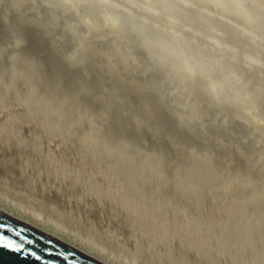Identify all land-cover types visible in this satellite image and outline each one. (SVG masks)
Returning <instances> with one entry per match:
<instances>
[{
  "label": "rangeland",
  "instance_id": "obj_1",
  "mask_svg": "<svg viewBox=\"0 0 264 264\" xmlns=\"http://www.w3.org/2000/svg\"><path fill=\"white\" fill-rule=\"evenodd\" d=\"M5 1L6 0H0V7L2 6L1 4L5 5L2 7L4 9L0 8V22L2 21L1 18L4 17V21H2L0 26L2 29V33L0 34L3 35V31L4 33L6 31L7 33L8 28L12 29L14 27V30L16 29V35H14V30L10 29L8 30L9 32H13L12 37L9 35L12 33H5L7 37L6 41L9 45H7L6 48L10 47V45L13 46L8 50L9 52L6 48H2L4 47V44H7L5 43L6 41H3L6 38L5 35H3L5 38L0 35V38H2L0 39V41H2L0 44L2 45L0 53L3 49V55H0V61L4 62L5 65L9 64V67L5 66L9 69H6L4 64L2 68L6 70L3 69V71H1L2 68H0V73L3 72L0 74V197L3 198L1 196V193L3 192L2 195L4 194L3 196L5 197L8 196L7 198H10L9 201L14 200L16 204L18 203L20 205L24 203L25 208L28 207L27 209L31 211H40L44 214L43 217L45 219L50 218L49 220L52 219V221L55 219L57 223L62 222L63 227L71 228L70 230H73V232H75V230L76 232L79 231L78 233L75 232L76 235L83 233L84 235H82L85 237H95L96 240H98V243L106 246L111 253L116 255L119 253L121 258L125 260V264L130 262L132 251L136 245L148 243L146 240L148 237L151 240L149 243H155L152 242V237H155L156 240L159 241L162 253L159 251V247H153L151 248V251L159 258L157 259L158 261L154 262L150 259L146 261L144 259L145 261L142 260L143 262L139 261L140 264H168L167 262L171 257L170 255L174 258L173 261L175 263L183 261V264H264V228H261L259 225L260 221L262 222V227L264 223V189H262L264 188V164L262 162L264 160V152H262L264 150V49H260L258 46L253 47L249 45L251 43L248 42V39L243 40L240 39L239 36H234L235 33L229 30H224V28L222 29L218 26L219 24L216 25L214 22L204 21L202 18H198L197 20L193 16H186L188 11L185 9L178 11L174 9L173 6H170L165 2H160L161 0H98L105 4L107 8L119 13L123 18H126V21L121 19V21L117 23L104 22L102 18L99 17V13H97L98 11L96 9H91L92 7L89 8V4L87 3L85 5H73L66 0H61L62 3L59 2L60 0H46L45 2H42L44 0H40L42 3L39 0H7L6 5L4 3ZM64 1L66 3H64ZM11 2L12 4H9ZM199 2L200 0L195 3L192 2V5L201 10L207 8V4H205L204 1ZM33 4L35 6L37 5L39 8L36 6L32 9ZM61 4L63 7H61ZM137 4L139 6H137ZM68 5H70L69 7L72 9H70ZM125 6L126 8H124ZM155 6H157L158 9H156L158 11L155 8L153 9ZM160 7L162 8L161 11L159 10ZM7 9L11 12L9 14L12 15H9V17L7 15V20H5L4 15L7 14ZM15 11L21 16V18H19L18 15L16 16V13L14 14ZM37 11H40V13ZM81 11H83V13H81ZM44 12L45 14H49L48 17ZM160 12L164 13V15ZM203 12L206 13L207 11L203 10ZM80 14H82V18H80ZM145 15H148V17ZM28 17L31 20H28ZM14 18L15 22H12L11 20ZM32 18H37V20L35 19L36 21H34ZM128 18H134L137 22L139 21L145 26L143 27L144 29L146 27L149 28H146L148 31L152 29H156V31L158 30V33L163 35L164 38L170 40H183V42L190 39L191 42L196 45L195 47L193 46L196 51L206 48L208 44L204 42L208 41L209 43L212 39H220V42L223 41L226 45L231 46L235 50L237 49L238 51H236V55L238 54V63L236 64L235 71L241 75L238 76L240 80H246L244 84L247 87H253V89H256L259 92V101L256 103V106L250 108L248 105L242 104L227 96L219 97L215 102L214 99L206 93V89L204 88L205 83L202 82V77L196 78V76H194L193 78V76L190 75L181 76V74L177 73L174 66L169 65V60L166 58L163 59L164 57L150 46L142 36V33L136 30V27H131L130 23H128ZM9 19L10 21L7 23ZM18 19H21L22 21H16ZM83 19H90V22L88 20L82 22ZM38 20L43 22L39 24L41 21ZM52 20H55V22L58 23H53ZM164 20H168V22H164ZM4 22L7 24L5 25L6 27L4 26ZM17 22L19 24H17ZM34 22H37L39 27L42 26L41 31L36 23L35 26L38 28H35L33 25ZM63 23H65V25ZM12 24H17V26H13ZM20 25L24 28H19ZM25 25L29 27L33 26L31 28H33L34 31L38 29V32H33L36 33L35 37L24 35L25 33L29 34V36L31 34L34 35L33 33H30L33 30L28 27L26 28ZM182 25L184 26L182 27ZM2 26L4 27L2 28ZM165 26L168 27L166 28ZM101 28H103V31ZM17 29L22 30L17 31ZM26 29L28 31L31 30L27 33L25 32L27 31ZM57 29L61 30L58 31ZM43 30H46L45 32L48 31L47 34L49 33L50 38L47 37L49 35L44 34L46 35L44 36L42 34V32L45 33ZM154 30H152V32L157 33ZM76 32H80L79 34L82 36L76 34ZM38 33L41 35H38ZM62 34L64 36L66 35L63 37L64 39H61ZM195 35H199V37ZM10 37L12 39L14 38V40H8ZM45 37H47L48 40ZM43 38L45 39L43 40ZM87 38H90L92 41L90 39L87 41ZM16 39L21 44L25 41V44H22L23 46L20 44L22 47L25 46L23 49L18 45L19 43ZM49 39L52 40L51 43ZM40 40L49 46L44 45ZM72 40H74V42ZM36 41L38 42L35 43ZM82 41H84V43ZM14 42H17L18 44L13 45L15 44ZM119 42H121L120 45ZM40 43L42 46H40ZM71 43L72 45L73 43L75 44L74 47H71ZM34 44L36 45L34 46ZM52 44H55V48L60 44L61 51H66L67 49L70 51L68 50L67 52L64 51L63 53H59V48H57L58 51H56ZM29 45L31 47L34 46L35 48L32 47V50ZM113 45L120 48L116 49ZM126 45L128 52L125 49ZM15 47H17V49ZM96 47L99 48V50ZM44 49V52H46V49L48 52V54L47 52L45 53V56L44 53L41 52ZM111 49H116L117 51H114L115 53H118V51H120L119 49H123V53L132 54L133 57L132 55H128V60H122L120 55L122 54V56H125V54L123 55V53H120L119 55L118 53L119 59L118 57L112 59L113 55L116 56V54L114 52V54H111ZM21 50L26 51L23 52ZM28 50H30V52ZM100 50H102L101 53H99L101 56L98 54ZM11 51L13 54H10ZM6 52H8L7 55L5 54ZM30 53L33 55L29 56L28 54ZM41 53H43L42 56H40ZM107 53L108 57H105L107 56ZM61 54L65 55L67 60L65 59V56H62ZM75 54L76 58L78 56L81 59V62L84 61L89 64L90 69H81V74L84 73L85 75L80 74V76H85V82H83L84 77L83 79L78 78L79 75L77 72V74H73L80 63L78 58L76 60ZM31 56L34 58L33 60L31 59ZM80 56H82L84 60ZM4 57H6V59ZM62 57L66 61L71 59L70 62L68 61L69 65L66 64L67 62L64 61ZM133 58L135 59L133 60ZM136 58L138 61L137 64L140 62L138 58L141 59L142 63H140V66L135 65ZM90 59L92 60L91 62ZM99 59H102L104 64L102 63L97 66L96 63L101 62ZM58 60L60 62H58ZM120 60H122V62ZM246 60H250V62L253 63L251 67L244 63ZM10 61H12L13 64L17 62V64H14L13 66ZM56 61L60 63V68L62 67L61 70ZM124 61L132 64L131 66L129 65V67L127 66L129 69L125 67L128 63L126 64ZM162 61H167L169 66H166ZM76 62L78 63L77 65H75ZM45 63L48 65V68H45ZM172 63L173 62H170V64ZM1 64L2 63H0V67ZM70 64L73 65L71 66ZM80 64L84 67L83 62ZM87 64H85V66ZM238 64L240 65V68H238ZM143 65H145L146 68H144ZM20 66L23 67V70L25 71L20 70ZM76 66L77 68L75 69ZM133 66L135 67L134 69ZM69 67H73V69L71 70ZM17 68L20 71H18ZM253 68L255 69L253 70ZM26 69L27 71L28 69L29 71L32 70V75L30 74L31 71L27 72ZM104 69H106V74L102 71V73L98 74L100 70L104 71ZM143 69L147 70L143 71ZM69 70L70 74L68 73ZM83 70L86 72L91 70V72L85 73ZM77 71L79 72L80 69L78 68ZM24 72H26L25 74L27 77H24ZM143 72H147L146 75ZM247 72L250 74L253 72V79L251 78L253 75L251 74V76ZM27 73L32 76L30 77L31 79L28 78ZM244 73L249 77L251 76L250 79L248 76V78L246 76L244 77V75H246ZM36 74L38 77H35ZM77 75L78 77H74ZM94 75H96V77ZM98 75L100 78L102 77V80H105L104 83L103 81H100L101 79ZM5 77L9 78L5 79ZM121 77H124L123 80H127V82H122ZM26 78L30 80L26 82L25 86L23 81L27 80ZM37 78L40 79V82L39 80L37 81ZM93 78H98L100 80H93ZM254 78L258 80L256 81ZM21 79L23 81L20 83ZM106 79L108 82H106ZM260 79L263 80V82H261ZM119 80L121 81V84L118 83ZM149 80L150 82H148ZM29 81L30 84L28 83ZM36 82H38V84L40 83V86ZM142 82L145 83L142 84L144 86L140 85ZM31 83H33V85L37 84L38 88L37 85L34 88ZM117 83L120 84L122 88L125 87V89H121V87L118 88ZM125 83H127V88H129L130 91L127 90V92H123L126 90V85L123 86ZM251 83L253 84L251 85ZM97 84H100L101 87L102 84L105 87L109 86L106 88L107 91L109 90V94L110 90L114 89V86L112 88L113 84H115V89L118 88L117 90L114 89L111 91L112 94L114 93L112 96L115 94L116 96L112 97L113 100L109 102V104L106 99L109 96L107 95L108 92H104V88H101L100 86L99 89L101 88L102 90H99ZM137 84H139L140 88ZM45 86H47V88H45ZM157 86H159L158 88L160 89H158ZM39 87L42 90H40ZM43 88H45V90ZM72 88H74V92ZM142 89L147 90L144 91L145 93L141 94ZM137 90L139 91L138 94L136 93ZM47 92H50V96ZM52 92H54L55 95L51 94ZM56 92H58V94L60 93L62 96H57ZM90 92H92L93 95ZM101 92L103 94H101ZM148 92L149 94H147ZM65 93L69 95V99L65 96ZM89 93L92 97L96 95L95 98L87 95ZM121 93H124V97L128 95L129 100H136L130 102L128 99L121 96ZM117 94L121 96L120 99L122 98L121 103H119L120 99ZM130 94L133 97H137L133 98ZM169 94L172 96H169ZM51 95L57 97V100ZM64 96L66 98H63ZM160 96L162 98H160ZM179 96L180 98H178ZM141 97H143L142 100ZM152 97H154L153 101ZM62 98L63 100H61ZM110 98L111 96L108 97L109 100H111ZM197 98L199 100H197ZM143 99L147 101L146 104L150 105V107L151 105H154V111L159 108L163 110L159 109L160 111H155L154 114L156 115L152 113L153 111H150L153 114V116H151L149 110H152L153 106L151 108H149V106H143L148 109L141 107V105H146L141 103L144 101ZM172 99L175 102H173ZM123 100H128L131 104L134 103L133 105L135 106L137 105V103L135 104L137 100L141 101H139V105L135 107L129 102H126V104L125 102L123 103ZM155 100L156 102H154ZM217 100L222 102V104H225L228 100V105L225 104L227 107L220 102H217ZM223 100L226 101L224 102ZM68 101L69 104L67 105ZM70 103L73 104L71 105ZM118 103L122 104L119 106L120 108L116 105ZM127 104L128 106H126ZM115 105L119 110L124 108L123 112H125L117 111V109L114 110L115 108L112 109L111 107H114ZM132 106L134 108H132ZM156 106L159 107L156 108ZM230 106L232 107V110ZM235 106L236 108H234ZM138 107L140 110L142 108V110H138ZM229 107L230 110L227 109ZM106 109H108V111ZM116 111L118 112L120 120L117 117V114H115ZM141 112H143V114ZM183 112H185L186 115ZM234 112H236V114ZM128 113L130 115L134 113V116L130 117ZM161 113L163 116L164 114L167 115L164 116L165 118L159 117V119H157L156 116H161ZM137 114L141 119L136 118L135 115ZM233 114L236 115V118L238 116V118L236 119L234 116L232 117ZM92 115H95L96 118L92 117ZM115 115L118 122L115 120ZM167 117L169 118L167 120L172 119L173 121H167ZM143 118L145 119L143 120ZM152 118L154 119L152 120ZM206 118L208 119V122H206ZM88 119L92 120L89 122L91 126L86 125ZM155 119H157V121H155ZM191 119H193V123L191 122ZM113 121L115 122L113 123ZM209 121L210 124L213 123L215 126L213 124L210 125ZM84 123L86 126H83ZM217 123L218 127H216ZM168 124L170 125L168 126ZM204 124L206 126H204ZM201 125L204 127H199ZM224 128L229 130H224ZM238 129H240L244 135H242L241 131L237 132ZM169 131L174 134H169ZM207 131L209 132V135H207ZM225 131H229L228 134ZM95 132H98L97 136ZM169 135L176 136L175 138L171 137V139ZM218 135L224 136L225 138ZM204 136L208 137L204 138ZM210 136L212 137L209 139ZM151 137L154 138V141L152 140L151 143L154 142L156 145L154 148H156L158 151L157 153L159 154H156V151L151 153V151L154 150L150 149L153 148L151 146H155L149 142ZM176 137L178 138L176 139ZM247 138H249V140H246ZM155 139L157 141H155ZM179 139H181V141H179ZM208 139L212 140V142L208 141ZM143 140L146 141V144H144L146 147L143 146L144 150H139V146L142 148ZM173 140L175 142H173ZM205 143H207V145ZM209 143H211L212 146L215 145L216 148L219 145H222L217 149H214L215 147H211V145L208 147ZM238 143H240L241 146L243 145V149H240ZM250 143H252V146ZM147 144L150 148H148ZM247 145L250 146L247 148ZM256 145H259V149ZM201 146L202 149L200 148ZM262 147L263 149H260ZM205 149H212L213 152L210 151L209 153V150L207 151ZM226 149L229 150V153H227ZM145 150L146 152H150L146 153ZM219 153L223 155L221 156ZM253 153L256 157L258 155V159L254 158L255 156ZM238 154L240 155L238 156ZM175 156L179 157H177L178 163H176ZM208 156L209 161H207ZM259 156L261 157L259 158ZM239 157L242 159H239ZM243 159H248L249 162L247 160L243 161ZM259 159L263 160L260 161ZM257 160L259 162H256ZM246 161L247 163L245 165ZM250 161L254 164H252V162L250 164ZM203 162H205L207 166L203 165V167L201 165ZM181 163H183L184 166L186 165L185 172L182 171L184 168L181 167ZM207 163H209V166ZM175 164H179V166H176L175 169L173 167V170L171 165L174 166ZM166 165L167 167L163 168ZM196 165L199 168L202 167V170L197 168ZM225 166L230 167L225 168V171ZM244 166L248 168L246 169ZM232 167L235 170H232L233 172L231 171ZM167 168L169 170H167ZM251 168L252 171L250 172ZM196 169L200 172L197 173L198 171ZM227 169L230 171L225 176L228 172ZM172 171H175V173L173 174ZM202 171L204 172L203 174H201ZM235 172H238L239 174ZM240 173L242 174V177L239 176L241 175ZM204 174L208 175L205 176L207 179L211 177L212 180H210V178V181H206L207 179L204 178L206 180L202 183ZM232 174L233 176L235 175V177H233ZM246 176H249L250 178H247ZM249 188L250 190L254 189L253 191L255 194L252 195ZM256 190L259 192V195H256ZM246 191H248V194L243 193ZM217 192H220V194L223 195H216ZM214 194L216 196H214ZM243 206L248 210L249 208L251 210H253L252 208L257 209L256 213H254L255 210L254 212L250 210L251 213H249L250 211L247 212V210L243 209ZM66 207L68 209H66ZM256 215L258 216L257 219ZM253 219H255V223L253 222ZM68 228L67 230H69ZM143 236L145 239L142 241L141 237ZM116 251H118V253ZM158 251L162 255L165 253V255H170L165 257L164 255H161L159 257L157 255ZM111 253L108 252L107 255L111 256Z\"/></svg>",
  "mask_w": 264,
  "mask_h": 264
},
{
  "label": "bare ground",
  "instance_id": "obj_2",
  "mask_svg": "<svg viewBox=\"0 0 264 264\" xmlns=\"http://www.w3.org/2000/svg\"><path fill=\"white\" fill-rule=\"evenodd\" d=\"M7 1V0H6ZM4 2L5 4L7 3V2ZM29 1V0H28ZM38 1V0H37ZM40 1V0H39ZM46 0H44V1H42V2H45ZM57 1H59V0H57ZM66 1H68V2H70V3H72L73 5H79V4H82V5H85L86 3L87 4H89V8H91V9H96L98 12L97 13H99V17H101L102 18V20L104 21V22H109V23H117V22H119V21H121V19L123 20V21H126V18H123L119 13H117V12H115V11H112L111 9H109V8H107V6L105 5V4H103V3H101L100 1H98V0H66ZM106 1V0H105ZM108 1H110V0H108ZM114 1V0H113ZM196 1H199V0H161L160 2H165L166 4H168V5H170V6H173V8L174 9H176V10H178V11H182L183 9H185L186 11H188V13H186L187 15L186 16H193L195 19H197L198 20V18L200 19V18H202V19H204V21H207V22H214V24H216V25H218V26H220L222 29L224 28V30H229V31H231V32H233V33H235L234 34V36H239V38L240 39H243V40H247L248 39V42H250L251 44H249V45H251V46H258L260 49H264V0H200V2L202 1H204L205 2V4H207L206 6H207V8H205V9H203V10H206L207 12L205 13V12H203V10H201V9H198V8H196L194 5H192L193 3H195ZM33 2V1H32ZM41 2V1H40ZM41 2V3H42ZM59 2H61V0L59 1ZM144 2H146V1H144ZM191 2V3H190ZM193 2V3H192ZM199 2V3H200ZM1 3V2H0ZM16 3V2H15ZM62 3V2H61ZM64 3H66L65 1H64ZM140 3V2H139ZM9 4H12V2L11 3H9ZM8 4V5H9ZM27 4V3H26ZM40 4V3H39ZM140 4H142V3H140ZM2 6L0 7V8H2V7H4L5 5L4 4H1ZM7 5V4H6ZM53 5V4H52ZM55 5V4H54ZM67 5V4H66ZM71 5V4H70ZM70 5H68V7L70 6ZM114 5H116V4H114ZM120 5V4H119ZM145 5V4H144ZM11 6V5H10ZM10 6H8V7H10ZM37 6V5H36ZM34 4H33V8L32 9H34V7H36ZM72 6V5H71ZM137 6H139L138 4H137ZM32 7V6H31ZM38 7V6H37ZM45 7H46V5H45ZM61 7H63L62 6V4H61ZM67 7V6H66ZM84 7V6H83ZM148 7V6H147ZM6 8V7H5ZM39 8V7H38ZM56 8H57V6H56ZM59 8V7H58ZM70 9H72L71 7H69ZM124 8H126V6L124 7ZM140 8H142V7H140ZM156 9L157 8V6H155V7H153V9ZM2 9H4V8H2ZM11 9V8H10ZM51 9V8H50ZM74 9V8H73ZM152 9V8H151ZM158 9V8H157ZM156 9V10H157ZM161 7H160V11H161ZM12 10V9H11ZM38 10V9H37ZM49 10V9H48ZM126 10V9H125ZM142 10V9H141ZM0 11H1V9H0ZM6 11H8V9L6 10ZM17 11V10H16ZM14 12V14L16 13V16L18 15L19 16V18H21V16L19 15V14H17V12ZM32 11V10H31ZM71 11V10H70ZM79 11V10H78ZM132 11V10H131ZM158 11V10H157ZM12 12H13V10H12ZM38 12V11H37ZM80 12V11H79ZM4 13V12H3ZM7 13V14H6ZM5 14L6 15H4L5 16V20H7L6 18H7V15H8V17H9V15H12V14H9V13H11L10 11H8V12H6ZM38 13H40V11L38 12ZM81 13H83V11H81ZM161 13V12H160ZM168 13V12H167ZM182 13V12H181ZM43 14V13H42ZM44 14H45V12H44ZM161 14H163L164 15V13H161ZM45 15H47V17H48V13L47 14H45ZM81 16H80V18H82V14H80ZM92 15V14H91ZM90 15V16H91ZM167 15V14H166ZM41 16V15H40ZM62 16V15H61ZM131 16V15H130ZM145 16H147L148 17V15H145ZM155 16V15H154ZM3 17V16H2ZM31 17V16H30ZM46 17V18H47ZM85 17V16H84ZM89 17V16H88ZM88 17H86V18H88ZM159 17H160V15H159ZM4 18V17H3ZM3 18H1V20L2 21H4V19ZM17 18V17H16ZM23 18V17H22ZM51 18H53V17H51ZM50 18V19H51ZM64 19H66L65 17H63ZM68 18V17H67ZM80 18H79V21H80ZM100 18V19H101ZM139 18V17H138ZM12 19V18H11ZM32 19H34V21H36L37 20V18H32ZM36 19V20H35ZM49 19V18H48ZM93 19V18H92ZM98 19V18H97ZM152 19V18H151ZM15 20V18L13 19V20H11L12 22H15L14 21ZM21 20V19H20ZM19 19L18 20H16V21H20ZM28 20H31L29 17H28ZM84 20L85 19H83L82 20V22H84ZM88 20V19H87ZM87 20H85V21H87ZM90 20V19H89ZM88 20V21H89ZM94 20V19H93ZM142 20V19H141ZM153 20V19H152ZM158 20H160V19H158ZM163 20V19H162ZM2 21L0 22V26H1V23H2ZM9 21H10V19L8 20V22L7 23H9ZM22 21V20H21ZM20 21V22H21ZM38 21H41V20H38ZM53 21V20H52ZM60 21H62V20H60ZM59 21V22H60ZM67 21V20H66ZM65 21V22H66ZM154 21H156V20H154ZM165 21H167L168 22V20H164V22ZM170 21V20H169ZM6 22V21H5ZM5 22H4V26L5 25H7V24H5ZM25 22H26V19H25ZM32 22V21H31ZM43 21H41L39 24H41ZM90 22V21H89ZM145 22V21H144ZM199 22V21H198ZM246 22V23H245ZM11 23V22H10ZM29 23H30V21H29ZM37 24V26L39 27V25H38V23L37 22H34V26ZM53 23H58V22H55V20L53 21ZM67 23V22H66ZM70 23V22H69ZM80 23V22H79ZM128 23H130V25H131V27H136V30H138L139 32H141L142 33V36L145 38V40L150 44V46H152V48H154V50L155 51H157L162 57H164L163 59H167V60H169V65L171 66H174V68H175V70H176V72L177 73H179V74H181V76H183V75H190V76H193V78H194V76H196V78L197 77H202V82H204L205 83V86H204V88L206 89L205 91H206V93H208V95H210L211 96V98H213L214 99V101L216 100V99H218L219 97H223V96H227V97H229V98H231V99H234L235 101H238V102H240V103H242V104H246V105H248V107H255L256 106V103L259 101L258 99H259V92L256 90V89H253V87L252 88H249V87H247L245 84H244V82L246 81V80H240L239 78H238V76H241L240 74H238V72L237 71H235V68H236V64L238 63V60H237V55H236V51H238L237 49L235 50V49H233L231 46H229V45H226L223 41H221L220 42V39H216V40H214V39H212V41L211 42H209L208 43V41L207 42H204V43H207L208 44V46H206V48H204V49H201L200 51H196L195 50V48H193V46L195 47L196 45H194L193 44V42H191V40L190 39H187L185 42H183V40H176V39H174V40H170V39H168V38H164V36L163 35H161L160 33H158V30L156 31V29L154 30V29H152V28H155V27H152V28H150V29H152V30H154V31H156L157 33H155V32H152V30H150V31H148V30H146V28H148V27H146L145 29L143 28V27H145L143 24H141L139 21L137 22L134 18L132 19V18H128ZM143 23V22H142ZM155 23V22H154ZM156 23H158V22H156ZM180 23V22H179ZM14 24V23H13ZM12 24V25H13ZM17 24H19L18 22H17ZM17 24H15L16 26H17ZM24 24V23H23ZM22 24V25H23ZM31 24V23H30ZM64 25H65V23H63ZM82 24V23H81ZM100 24V23H99ZM99 24H98V26H99ZM148 24V23H147ZM183 24V23H182ZM244 24V25H243ZM3 25V24H2ZM15 25H13V26H15ZM27 25V24H26ZM25 25V26H26ZM29 25V24H28ZM59 25V24H58ZM72 25H74V24H72ZM96 25V24H95ZM101 25V24H100ZM113 25V24H112ZM123 25V24H122ZM149 25V24H148ZM151 25V24H150ZM161 25H163V24H161ZM180 25V24H179ZM4 26H2V28L4 27ZM10 26H11V24H10ZM9 26V27H10ZM97 26V27H98ZM104 26V25H103ZM184 25H182V27H183ZM6 27V26H5ZM31 28V27H33V26H26V28ZM38 27H36L35 26V28H38ZM42 27V26H41ZM41 27H39V30L41 31ZM62 27V26H61ZM66 27V26H65ZM64 27V28H65ZM67 27H69V26H67ZM100 27V26H99ZM106 27H107V25H106ZM125 27V26H124ZM150 27V26H149ZM163 27V26H162ZM166 27V26H165ZM168 27V26H167ZM166 27V28H167ZM174 27V26H173ZM173 27H172V29H173ZM8 28V27H7ZM12 28V27H11ZM19 28H24V27H22L21 25H20V27ZM8 29H10V28H8ZM7 29V33L9 32V30ZM33 30V31H31L30 32V30ZM29 31L27 30V31H25V32H30V33H33V32H36L38 29H36V31H34V29L33 28H31ZM71 29V28H70ZM102 29V31H103V28H101ZM110 29V28H109ZM149 29V28H148ZM171 29V30H172ZM2 29L0 28V33H2V31H1ZM4 30H5V28H4ZM10 30H14V27L12 28V29H10ZM16 30V29H15ZM15 30H14V32H15ZM18 30H22V29H17V31ZM58 30V29H57ZM61 30V29H60ZM60 30H58V31H60ZM62 30H64V29H62ZM73 30V29H72ZM71 30V31H72ZM82 30V29H81ZM80 30V31H81ZM95 30V29H94ZM44 31V30H43ZM46 31V30H45ZM44 31V32H45ZM82 31H84V30H82ZM105 31V30H104ZM109 31V30H108ZM194 31H196V30H194ZM38 32V31H37ZM48 32V31H47ZM47 32H45V33H43L42 32V34L44 35V34H47ZM51 32V31H50ZM63 32V31H62ZM107 32V31H106ZM111 32H112V30H111ZM113 32H115V31H113ZM125 32V31H124ZM197 32V31H196ZM195 32V33H196ZM5 33H6V31H5ZM4 33V31H3V35H5V37H6V34ZM9 33H12V34H9ZM8 34L9 35H11V37H12V35H13V32H9ZM24 33V32H23ZM41 33V32H40ZM40 33H38V35H41ZM52 33V32H51ZM80 33V32H79ZM78 32H76V34H79ZM186 33V32H185ZM189 33V32H188ZM18 34V33H17ZM34 35H30L29 36V34H24V35H28V37H31V36H33V37H35V34L36 33H33ZM83 34H86V33H83ZM96 34V33H95ZM126 34H127V32H126ZM190 34V33H189ZM188 34V35H189ZM193 34V33H192ZM0 35H2V34H0ZM3 35H2V37H3ZM14 35H16V32L14 33ZM37 35V36H38ZM47 35H49V33L47 34ZM80 36H82L81 34H79ZM191 35V34H190ZM258 35V36H257ZM8 36V35H7ZM44 36H46V35H44ZM66 36V35H65ZM63 34H62V38L61 39H64L63 37H65ZM83 36H85V35H83ZM195 36H197V35H195ZM5 37H3V38H5ZM10 37V39H8V40H11L12 38ZM15 37V36H14ZM17 37V36H16ZM47 37H49L50 38V35L49 36H47ZM47 37H45V38H47ZM88 37V36H87ZM95 37V36H94ZM197 37H199V35L197 36ZM196 37V38H197ZM18 38V37H17ZM24 38L26 39V37L24 36ZM45 38H43V40L45 39ZM74 38V37H73ZM72 38V39H73ZM139 38V37H138ZM179 38V37H178ZM195 38V39H196ZM203 38V37H202ZM0 39H2V38H0ZM6 39H7V37L5 38V40H3L4 42L6 41ZM51 39H52V37H51ZM88 39H90V38H87V41H88ZM201 39V38H200ZM203 39H205V38H203ZM209 39H211V38H209ZM14 40V38L11 40V41H13ZM42 40V39H41ZM40 40V41H41ZM47 40H48V38H47ZM50 40V39H49ZM91 40V39H90ZM97 40V39H96ZM121 40V39H120ZM119 40V41H120ZM197 40V39H196ZM199 40V39H198ZM202 40V39H201ZM221 40H223V39H221ZM16 41H18L17 39H16ZM35 41V40H34ZM56 41V40H55ZM62 41V40H61ZM73 42H74V40H72ZM78 41V40H77ZM76 41V42H77ZM86 41V42H87ZM92 41V40H91ZM110 41H111V39H110ZM112 41H114V40H112ZM122 41V40H121ZM200 41V40H199ZM203 41V40H202ZM1 42L2 41H0V44H1ZM9 42V41H8ZM33 42V41H32ZM38 41H36L35 43H37ZM45 42V41H44ZM52 42V40H50V43ZM57 42V41H56ZM75 42V43H76ZM83 43H84V41H82ZM90 42V41H89ZM102 42V41H101ZM105 42V41H104ZM201 42V41H200ZM226 42V41H225ZM263 42V43H262ZM5 43H7V41L5 42ZM15 43V42H14ZM18 43H19V41H18ZM17 42L15 43V44H13V45H16V44H18ZM30 43V42H29ZM41 43H43L42 41H41ZM40 43V46H42V44ZM59 43V42H58ZM61 43V42H60ZM82 43V44H83ZM115 43V42H114ZM128 43V42H127ZM140 43V42H139ZM3 44V43H2ZM21 43H19L18 45L19 46H21L22 44L24 45L25 44V41H23V43L20 45ZM44 44V43H43ZM87 44V43H86ZM98 44V43H97ZM121 44V42H119V45ZM6 45V46H5ZM7 45H8V43L7 44H4V47H2V45H0V49H1V47L2 48H6L7 47ZM17 45V46H18ZM22 45V46H23ZM36 44H34V46H35ZM44 45H48V44H44ZM60 45V44H59ZM58 45V46H59ZM74 43H73V45H72V43H71V47H74ZM100 45V44H99ZM98 45V46H99ZM102 45V44H101ZM117 45V44H116ZM144 45V44H143ZM9 46V45H8ZM18 46V47H19ZM21 46V47H22ZM30 46V45H29ZM28 46V47H29ZM34 46H32V47H34ZM38 46V45H37ZM49 46V45H48ZM52 46H54V48H55V44H52ZM51 46V47H52ZM57 46V45H56ZM56 47L55 49H56V51H58V49L57 48H59V50H60V46L59 47ZM66 46V45H65ZM114 46V45H113ZM121 46H123V45H121ZM11 47H13V46H11L10 45V47H8V48H6V50L8 51V50H10V48ZM20 47V48H21ZM25 47V46H24ZM24 47H22V49L24 48ZM31 47V46H30ZM32 47H31V49H32ZM39 47V46H38ZM51 47H50V49H51ZM70 47V46H69ZM69 47H67V48H69ZM70 47V48H71ZM77 47V46H76ZM115 47V46H114ZM16 49H17V47H15ZM35 48V47H34ZM43 48V47H42ZM46 48V47H45ZM97 48V47H96ZM116 49H118V48H120V47H115ZM123 48V47H122ZM151 48V49H152ZM198 48V47H197ZM26 49V48H25ZM39 49V48H38ZM37 49V50H38ZM49 49V48H48ZM52 49H53V47H52ZM65 49V48H64ZM74 49H77V48H74ZM98 50H99V48H97ZM110 50L112 53L111 54H114L115 52L114 51H117V50ZM126 51L128 50L127 49V45H126ZM124 49V50H125ZM6 50H4V51H6ZM33 50V49H32ZM40 50V49H39ZM38 50V51H39ZM69 49H67L66 51L65 50H63V51H58L59 53H63L64 51L65 52H67ZM79 50V49H78ZM105 50V49H104ZM120 51H118V53H119V55H120V53H123L122 52V50L123 49H119ZM198 50V49H197ZM21 51H23V50H21ZM24 51H26V50H24ZM23 51V52H24ZM29 52H30V50H28ZM45 51V49L43 50V51H41V52H43L44 53V56H45V53L47 52V49H46V52H44ZM70 51V50H69ZM85 51V50H84ZM101 51L102 50H100V52H98V54L99 53H101ZM3 49H2V51H1V53H0V55L2 54L3 55ZM9 52V51H8ZM8 52H6L5 54L7 55V53ZM32 52V51H31ZM40 52V51H39ZM38 52V53H39ZM55 52V51H54ZM77 52V51H76ZM81 52V51H80ZM83 52V51H82ZM114 52V53H113ZM128 52V51H127ZM43 53H41V55L40 56H42V54ZM118 53H115L116 54V56L115 55H113V57H112V59H115V58H117L118 57ZM130 53V52H129ZM10 54H13V52L11 51L10 52ZM40 54V53H39ZM47 54H48V52H47ZM66 54V53H65ZM79 54V53H78ZM93 54V53H92ZM104 54H105V52H104ZM125 54V56H122V54L120 55V58H122V60H128V55H132V54H126V53H123V55ZM29 56L30 55H33V54H28ZM28 55H27V57H28ZM62 56H65V55H63V54H61ZM66 55H68V54H66ZM74 55V54H73ZM80 55V54H79ZM100 56H101V54H99ZM127 55V56H126ZM9 56V55H8ZM13 56V55H12ZM59 56H60V54H59ZM58 56V57H59ZM83 56V55H82ZM82 56H80L82 59H83V57ZM100 56H97V57H100ZM112 56V55H111ZM260 56V55H259ZM47 57V56H46ZM69 57H70V55H69ZM72 57H74V56H72ZM86 57V56H85ZM105 57H108V53H107V56H105ZM115 57V58H114ZM123 57H124V59H123ZM125 57H127V58H125ZM132 57H133V55H132ZM244 57V56H243ZM5 59H6V57H4ZM8 58V57H7ZM63 58V57H62ZM75 58H76V54H75ZM77 58L79 59L78 61L80 62V63H82L83 62V64L85 63L84 61H80L81 59L77 56ZM77 58H76V60H77ZM245 58V57H244ZM31 59L33 60L34 58H32V56H31ZM64 59V58H63ZM65 59H66V56H65ZM64 59V61H66ZM70 59V58H69ZM74 59V58H73ZM96 59H98V58H96ZM102 59H103V57H102ZM102 59H99L101 62L100 63H96L97 64V66L100 64H102L103 63V61H102ZM118 59H119V57H118ZM135 58H133V60H134ZM251 59V58H250ZM256 59H257V57H256ZM3 60V59H2ZM60 60H62V59H60ZM71 60V59H70ZM70 60H68L69 62H70ZM75 60V61H76ZM84 60V59H83ZM89 60V59H88ZM95 60V59H94ZM93 60V61H94ZM122 60H120L121 62H122ZM138 60L140 61L138 64H137V58H136V63H135V65H138V66H140L141 64L140 63H142V61H141V59H139L138 58ZM244 60V59H243ZM253 60V59H252ZM260 60V59H259ZM13 61V60H12ZM12 61H10V62H12ZM68 61H66L67 63L66 64H68L69 65V62ZM92 60L90 59V62H91ZM108 61V60H107ZM14 62V61H13ZM13 62H12V64H13ZM57 62V61H56ZM58 62H60L59 60H58ZM57 62V63H58ZM63 62V61H62ZM73 62V61H72ZM89 62V61H88ZM96 62V61H95ZM99 62V61H98ZM125 63H126V61H124ZM162 62H164V61H162ZM170 62H173L172 64H170ZM262 62V61H261ZM0 63H2L1 64V67L0 68H2V66H3V64H4V67L5 66H7V67H9L8 65L9 64H6L5 65V63L4 62H1L0 61ZM23 63V62H22ZM53 63H54V61H53ZM57 63H56V66H57ZM63 63H65V62H63ZM75 63V62H74ZM79 63V64H80ZM128 63V62H127ZM126 63V64H127ZM132 63V62H131ZM168 62L167 61H165L164 62V64H166V66L168 65L167 64ZM242 63V62H241ZM244 63H246L247 65H250L249 67H251L252 66V62H250V60H246V62H244ZM14 64H17V62L16 63H14ZM14 64H13V66H14ZM18 64H20V63H18ZM44 64V63H43ZM42 64V65H43ZM46 64V63H45ZM51 64V63H50ZM60 63H58V65H59ZM62 64V63H61ZM78 63L76 62V64L75 65H77ZM78 64V68L80 69V71H81V69H86V70H88V69H90L89 68V64H87V63H85V64H87L86 66H85V64H84V67H86V68H84L81 64V66L83 67H81L80 65ZM104 64V63H103ZM108 64V63H107ZM106 64V65H107ZM71 65V64H70ZM73 65V64H72ZM71 65V66H72ZM124 65V64H123ZM129 65L131 66L132 64H130V62L128 63V65H125V67H129ZM134 65V64H133ZM168 65V66H169ZM239 65V64H238ZM10 66H12V65H10ZM12 66V67H13ZM19 66V65H18ZM17 66V67H18ZM21 66H23V65H21ZM20 66V70H23V67H21ZM62 66H65V65H62ZM81 68H80V67ZM91 67H93L92 65H90ZM144 66V68H146L145 67V65H143ZM127 67V68H128ZM243 67V66H242ZM245 67V66H244ZM257 67H259V66H257ZM6 68V67H5ZM15 68H16V66H15ZM22 68V69H21ZM25 68V67H24ZM45 68H48V65L46 64V67ZM62 68V67H61ZM61 68H60V65H59V69L61 70ZM64 68V67H63ZM69 68H71V70L73 69V67H69ZM77 68V66L75 67V69ZM77 68V69H78ZM95 68V67H94ZM135 67L133 66V69H134ZM238 68H240V65H239V67ZM260 68H262V67H260ZM3 69L4 68H2V70L1 71H3ZM6 69H9V68H6ZM6 69H4V70H6ZM14 69V68H13ZM65 69V68H64ZM63 69V70H64ZM77 69L74 71V73L73 74H75L76 72L78 73V75H79V77H78V75L77 76H74V77H78V78H82L83 79V77H84V80H83V82H85V76H80V74L82 73V71L79 73L78 71H77ZM93 69V68H92ZM129 69V68H128ZM131 69H132V67H131ZM255 68H253V70H254ZM264 69V68H263ZM17 70H18V68H17ZM20 70H18V71H20ZM147 70V69H146ZM146 70H144L143 69V71H146ZM236 70H239V69H236ZM243 70V69H242ZM242 70H240V71H242ZM23 71H25V70H23ZM22 71V72H23ZM26 71H27V69H26ZM28 71H29V69H28ZM27 71V72H28ZM31 71V72H30ZM29 72H30V74L32 75V70H30ZM64 71H66V70H64ZM83 71H85V70H83ZM97 71V70H96ZM96 71H94V72H96ZM104 72L105 73V71H106V69H104V71L103 70H100V72H98V74L99 73H102V72ZM129 71H132V70H129ZM87 72H91V70H89V71H87ZM86 71H85V73H87ZM3 72H1L0 74H2ZM14 73V72H13ZM26 72H24L23 74H25ZM34 73V72H33ZM69 74H70V70H69V72H68ZM76 73V74H77ZM103 73V74H104ZM130 73V72H129ZM132 73V72H131ZM133 73H134V71H133ZM143 73H145V75H146V73L147 72H143ZM247 73H249V72H247ZM253 73V72H252ZM251 73V74H252ZM264 73V72H263ZM28 75V73H27V75H28V78H30V77H32L31 75ZM35 74V73H34ZM72 74V73H71ZM84 74V73H83ZM83 74H81V75H83ZM89 74V73H88ZM91 74V73H90ZM102 74V75H103ZM106 74V73H105ZM104 74V75H105ZM155 74V73H154ZM244 74H246V73H244ZM250 74V73H249ZM250 74V75H251ZM14 75V74H13ZM37 75V74H36ZM35 75V77H38V75L36 76ZM85 75V74H84ZM87 75V74H86ZM144 75V74H143ZM253 75V74H252ZM251 75V76H252ZM10 76V75H9ZM20 76V75H19ZM26 76V74L24 75V77ZM71 76H73V75H71ZM95 77H96V75H94ZM247 77L248 75L246 74V75H244V77ZM250 76V77H251ZM14 77V76H13ZM27 77V76H26ZM98 77L100 78V76L98 75ZM127 77V76H126ZM156 77V76H155ZM243 77V78H244ZM249 77V76H248ZM247 77V78H248ZM250 77H249V79H250ZM253 77H254V75L251 77L252 79H253ZM256 77V76H255ZM258 77H259V75H258ZM9 77H5V79H8ZM86 78H87V76H86ZM102 78V77H101ZM100 78V79H101ZM122 78V77H121ZM124 78V77H123ZM123 78H122V82H124V81H126L127 82V80H123ZM128 78H129V76H128ZM127 78V79H128ZM158 78V77H157ZM160 78V77H159ZM11 79V78H10ZM18 79V78H17ZM27 79V78H26ZM31 79V78H30ZM30 79H27V80H22L21 79V81H20V83L23 81V83H25V86H26V82L28 81V80H30ZM33 79V78H32ZM34 79H36V78H34ZM95 78H93V80H94ZM96 79H98V78H96ZM95 79V80H96ZM100 79H98V80H100ZM130 79V78H129ZM128 79V80H129ZM162 79V78H161ZM246 79V78H245ZM248 79V80H249ZM255 79V78H254ZM12 80V79H11ZM39 80V82H40V79H38L37 78V81ZM107 80V79H106ZM110 80V79H109ZM163 80H165V79H163ZM195 80V79H194ZM256 81L258 80V79H255ZM34 81V80H33ZM33 81H31V82H33ZM36 81V80H35ZM101 82L103 81V83L105 82V80L103 79H101L100 80ZM158 81V80H157ZM260 81L261 82H263V80H261L260 79ZM16 82H18V81H16ZM106 82H108V80L106 81ZM117 82V81H116ZM121 81L119 80L118 81V83H120ZM148 82H150V80L148 81ZM153 82H155V81H153ZM259 82V81H258ZM260 82V83H261ZM29 84H30V81L28 82ZM27 83V84H28ZM37 84H38V82H36ZM71 83V82H70ZM117 83V84H118ZM264 83V82H263ZM262 83V84H263ZM32 85H33V83H31ZM35 84V83H34ZM37 84H35V85H33V87L35 88V86L37 85ZM105 84H107V83H105ZM121 84V83H120ZM120 84H118L117 85V87L118 88H120L121 87V89H125V87H123L122 88V86H120ZM127 83H125V84H123V86H125ZM142 84H145V83H140V85H142ZM146 84H149V83H146ZM200 84H201V82H200ZM253 83H251V85H252ZM258 84V83H257ZM39 86H40V83L38 84ZM38 85H37V88H38ZM48 85V84H47ZM72 85V84H71ZM84 85H86V84H84ZM98 85V84H97ZM138 86H139V84H137ZM151 85V84H150ZM150 85H149V87H150ZM260 85V84H259ZM48 86H50V85H48ZM89 86V85H88ZM91 86V85H90ZM99 86H100V84L98 85V89H99ZM113 86H114V89H115V84H113L112 85V88H113ZM142 86H144V85H142ZM160 86V85H159ZM159 86H157V88L159 87ZM202 86V85H201ZM261 86V85H260ZM30 87V86H29ZM72 87V86H71ZM101 87V86H100ZM102 87L104 88L103 90H105L104 92H106L107 91V87H109V86H107V87H105V86H103V84H102ZM101 87V88H102ZM128 86L126 85V90H122L123 92H127V90L128 91H130L129 90V88H127ZM148 87V88H149ZM168 87V86H167ZM40 88V87H39ZM45 88H47V86H45ZM45 88H43L44 90H45ZM91 88V87H90ZM99 89V90H102V89ZM117 88V89H118ZM139 88H140V86H139ZM73 89V92L75 91L74 90V88H72ZM108 89H111V88H108ZM113 89V90H114ZM117 89H115V90H117ZM150 89V88H149ZM158 89H160V88H158ZM165 89V88H164ZM170 89V88H169ZM185 89V88H184ZM261 89V88H260ZM39 90V89H38ZM40 90H42L41 88H40ZM48 90H49V88H48ZM53 90V89H52ZM91 90V89H90ZM89 90V91H90ZM96 90V89H95ZM113 90H110V94H109V90L107 91L108 93H107V95H109V96H111V100H109L108 99V97L106 98L107 100V102H108V104H109V102H111L113 99H112V97H114V96H116V94L114 95V96H112L113 94L111 93V91H113ZM143 90V89H142ZM141 90V94L142 93H145L144 91H146V90H143L142 91ZM171 90V89H170ZM121 91V92H122ZM187 91V90H186ZM96 92V91H95ZM133 92V91H132ZM138 90L136 91V93L138 94ZM46 93V92H45ZM44 93V94H45ZM72 93V92H71ZM90 93H92V92H90ZM87 94V95H90L91 96V94ZM100 93V92H99ZM117 93V92H116ZM129 93V92H128ZM161 93V92H160ZM168 93H170V92H168ZM47 94L49 95L50 94V92H47ZM46 94V95H47ZM51 94H54V92H52ZM56 94H57V96L58 95H60V93L58 94V92H56ZM101 94H103L102 92H101ZM122 94V93H121ZM131 94H133V93H131ZM130 94V95H131ZM147 94H149V92L147 93ZM163 94V93H162ZM174 94H176V93H174ZM173 94V95H174ZM183 94V93H182ZM185 94V93H184ZM55 95V94H54ZM54 95H51V96H54ZM92 95H93V93H92ZM124 95V93L121 95V96H123ZM50 96V95H49ZM62 95H60L59 97H61ZM65 96H67L68 97V99H69V95H67L66 93H65ZM63 97V98H66V97ZM96 96V95H95ZM95 96H93L94 98H95ZM117 96L119 97V99H120V97L121 96H119L118 94H117ZM140 96V95H139ZM138 96V97H139ZM143 96H144V94H143ZM169 96H172V95H170L169 94ZM176 96V95H175ZM193 96V95H192ZM200 96V95H199ZM55 97V96H54ZM59 97H58V100H59ZM87 97V96H86ZM89 97V96H88ZM92 97V96H91ZM92 97V98H93ZM124 97V96H123ZM128 97V95H126L124 98H126V99H128L129 100V97ZM131 97H133L132 95H131ZM135 97H137V96H134L133 98H135ZM154 97H156V96H154ZM154 97H152V101H153V98ZM201 97V96H200ZM63 98L61 99V100H63ZM142 98L143 97H141V100H142ZM160 98H162L161 96H160ZM178 98H180V96L178 97ZM55 99L57 100V97H55ZM140 99V98H139ZM156 100H158L157 98H155ZM181 99H182V97H181ZM223 99V98H222ZM125 100V99H124ZM123 100V103L125 102V104H126V102H133V101H135V100H126V101H124ZM141 100H137L136 102H135V104L137 103V105L136 106H138L139 105V101H141ZM144 100V99H143ZM156 100L154 101V102H156ZM159 100H161V99H159ZM174 100H175V97H174ZM173 99H172V101L173 102H175ZM184 100V99H183ZM197 100H199L198 98H197ZM70 101H71V98H70ZM213 101V100H212ZM224 102L226 101V100H223ZM230 101H232V100H230ZM60 102V101H59ZM122 102V98L120 99V102L119 103H121ZM129 102V103H130ZM139 102V103H138ZM146 102L147 101H143V102H141V103H144V104H146ZM159 102V101H158ZM173 102H171V103H173ZM182 102H185V101H182ZM201 102V101H200ZM216 102V101H215ZM217 102H220V101H218L217 100ZM233 102V101H232ZM116 104V105H118L117 107L118 108H120L119 106L120 105H122V104ZM148 103H149V101H148ZM171 103H170V105H171ZM221 104H222V102H220ZM235 103V102H234ZM233 103V104H234ZM69 104V101H68V103H67V105ZM71 105L73 104V103H70ZM76 104H78V103H76ZM107 104V105H108ZM131 104V103H130ZM134 104V103H133ZM133 104H131V105H133ZM150 104V103H149ZM202 104V103H201ZM216 104V103H215ZM225 104H227L228 105V100L226 101V103ZM225 104H222V105H224V106H226L227 107V105H225ZM233 104H232V106H233ZM116 105L114 106V107H111L112 109H114V110H116L117 109V107H116ZM159 105V104H158ZM76 106H78V105H76ZM126 106H128V104L126 105ZM133 106H135V105H133ZM132 106V108H134ZM135 106V107H136ZM143 106H146V107H148L149 106V108H151L152 106V110L150 109L149 110V112L151 111H153L152 113L154 114L155 113V111H160L159 109H161V108H159V109H157V110H153L154 109V105H151V107H150V105H148V104H146V105H141V107H143ZM167 106H169V105H167ZM218 106V105H217ZM123 107H124V105H123ZM131 107V106H130ZM140 107V106H139ZM139 107L137 108L138 110H140L139 109ZM146 107H143V108H146ZM157 107H159V106H156V108ZM202 107V106H201ZM231 107V106H230ZM230 107L229 108H227V109H229L230 110ZM263 107V106H262ZM126 108V107H125ZM190 108V107H189ZM221 108H223V107H221ZM234 108H236V106L234 107ZM127 109V108H126ZM131 109V108H130ZM146 109H148V108H146ZM171 109H173V108H171ZM107 111H108V109H106ZM119 109H117V111H118ZM122 110V111H121ZM123 110H124V108H121L119 111L120 112H123ZM128 110V109H127ZM127 110H126V114H127ZM141 110H142V108H141ZM140 110V111H141ZM145 110V109H144ZM161 110H163V109H161ZM174 110V109H173ZM196 110V109H195ZM202 110V109H201ZM223 110V109H222ZM231 110H232V107H231ZM255 110V109H254ZM111 111H113V110H111ZM116 111V113L115 114H117V117L119 118V120H120V117H119V115H118V112ZM129 111V110H128ZM137 111V110H136ZM125 112V111H124ZM123 112V113H124ZM131 112V111H130ZM129 112V113H130ZM135 112V111H134ZM149 113L151 116H153V114L152 113ZM165 112V111H164ZM225 112V111H224ZM229 112V111H228ZM259 112V111H258ZM112 113V112H111ZM128 113V114H129ZM137 113V112H136ZM142 114H143V112H141ZM160 113V112H159ZM162 113H163V111H162ZM162 113H161V116H156L157 117V119H159V117H164L165 115H167V114H164V116L162 115ZM180 113H182V112H180ZM184 114H185V112H183ZM232 113V112H231ZM235 114H236V112H234ZM242 113V112H241ZM112 114H114V113H112ZM121 114V113H120ZM138 114H139V112H138ZM135 115L136 116V118L137 119H141V117L139 116V115ZM146 114H148V113H146ZM243 114H244V112H243ZM252 114V113H251ZM122 115V114H121ZM120 115V116H121ZM130 115V114H129ZM154 115H156V114H154ZM186 115V114H185ZM131 116H134V113L132 114V115H130V117ZM138 116H139V118H138ZM142 116V115H141ZM151 116H150V119H151ZM235 117L236 115H232V117ZM257 116V115H256ZM92 117H94V118H96V116L95 115H92ZM111 117H112V115H111ZM114 117H116V115L114 116ZM117 117L115 118V120L117 119ZM146 117V116H145ZM171 117V116H170ZM194 117V116H193ZM193 117H190V118H193ZM165 118V117H164ZM172 118V117H171ZM210 118V117H209ZM236 118V117H235ZM237 118H238V116H237ZM236 118V119H237ZM145 118H143V120H144ZM154 118H152V120H153ZM157 119H155V121H157ZM167 119H169L168 117L166 118V120ZM88 120H90V119H88ZM87 120V121H88ZM94 121H96L95 119H93ZM113 120V119H112ZM172 120V119H171ZM171 120H167V121H171ZM182 120V119H181ZM193 119H191V122L193 123V121H192ZM198 120V119H197ZM208 119L206 118V122H208L207 121ZM211 120V119H210ZM86 121V125H90L89 124V122H91L92 120H90V121H88L87 122ZM117 121V120H116ZM166 121V122H167ZM173 121V120H172ZM238 121H241V120H238ZM260 121V120H259ZM115 121H113V123H114ZM118 122V121H117ZM127 122V121H126ZM162 122V121H161ZM166 122H165V124H166ZM93 123V122H92ZM91 123V124H92ZM129 123H130V121H129ZM167 123H169V122H167ZM172 123V122H171ZM170 123V124H171ZM174 123H175V121H174ZM212 123V122H211ZM215 123V122H214ZM236 123V122H235ZM259 123V122H258ZM132 124V123H131ZM160 124V123H159ZM170 124H168V126L170 125ZM173 124V123H172ZM171 124V125H172ZM176 124V123H175ZM195 124V123H194ZM209 124H210V121H209ZM213 124V123H212ZM212 124H210V125H212ZM220 124V123H219ZM85 125V123H84V125L83 126H86ZM95 125H96V123H95ZM147 125V124H146ZM164 125V124H163ZM167 125V124H166ZM165 125V126H166ZM174 125V124H173ZM177 125V124H176ZM175 125V126H176ZM214 126H215V124H213ZM217 126L216 127H218V123L216 124ZM221 125V124H220ZM224 125V124H223ZM239 125V124H238ZM261 125V124H260ZM91 126V125H90ZM164 126V127H165ZM168 126H166V127H168ZM195 126H197V125H195ZM204 126H206L205 124H204ZM204 126H199V127H204ZM226 126V125H225ZM215 127V128H216ZM226 127H228V126H226ZM264 127V126H263ZM263 127H261V128H263ZM88 128V127H87ZM86 128V129H87ZM96 128V127H95ZM140 128V127H139ZM138 128V129H139ZM142 128V127H141ZM170 128H171V126H170ZM181 128V127H180ZM231 128V127H230ZM98 129V128H97ZM155 129H156V127H155ZM216 129H218V128H216ZM220 129V128H219ZM226 128H224V130H225ZM234 129V128H233ZM158 130V129H157ZM166 130H167V128H166ZM174 130V129H173ZM226 130H229V129H226ZM236 130V129H235ZM91 131V130H90ZM93 131V130H92ZM98 131V130H97ZM139 131V130H138ZM168 131V130H167ZM186 131V130H185ZM223 131V130H222ZM234 131V130H233ZM232 131V132H233ZM239 131H241L240 129H238V131L237 132H239ZM260 131V130H259ZM263 131V130H262ZM100 132V131H99ZM147 132V131H146ZM159 132V131H158ZM157 132V133H158ZM170 132V133H169ZM168 133L169 134H174L173 132H171V131H169ZM181 132H183V131H181ZM180 132V133H181ZM206 132V131H205ZM226 132V131H225ZM228 132L229 131H227L226 133L228 134ZM231 132V131H230ZM242 132V131H241ZM264 132V131H263ZM263 132H261V133H263ZM96 133V132H95ZM98 133V132H97ZM97 133H96V136H97ZM175 133H176V131H175ZM209 132L207 131V135H209L208 134ZM150 134V133H149ZM159 134V133H158ZM171 134V135H172ZM189 134V133H188ZM236 134V133H235ZM240 134V133H239ZM183 135H185V134H183ZM200 135H202V134H200ZM212 135V134H211ZM242 135H244L243 134V132H242ZM143 136V135H142ZM170 136V135H169ZM176 136V135H175ZM175 136L173 135V136H170V138L171 137H174L175 138ZM181 136H182V134H181ZM213 136V135H212ZM212 136H210L209 137V139L212 137ZM218 136H221V135H218ZM233 136V135H232ZM99 137V136H98ZM185 137V136H184ZM205 137H208V136H204V138ZM222 138H225L224 136H221ZM261 137V136H260ZM153 137H151V140L149 141V140H147V141H149L150 143H151V141L153 140L154 141V138L152 139ZM156 138V137H155ZM178 137H176V139H177ZM216 138H218V137H216ZM246 138V137H245ZM148 139V138H147ZM156 139H158V138H156ZM155 139V141H157ZM172 139V138H171ZM194 139H196V138H194ZM208 139V141H210V142H212V140H209ZM227 139V138H226ZM235 139V138H234ZM251 139V138H250ZM262 139V138H261ZM142 140V139H141ZM175 140V139H174ZM173 140V142H175ZM206 140V139H205ZM246 140H249V138H247ZM179 141H181V139H179ZM252 141H254V140H252ZM141 142V141H140ZM146 141L145 140H143V142H142V148H141V146H139L140 148H139V150H144V148H143V146H144V144H146L145 143ZM193 142V141H192ZM216 142H218V141H216ZM148 143V142H147ZM149 143V144H150ZM156 143V142H155ZM191 143V142H190ZM208 143V142H207ZM207 143H205L206 145H207ZM214 143V142H213ZM212 143V144H213ZM222 143V142H221ZM249 143V142H248ZM253 143V142H252ZM252 143H250V145L252 146ZM18 144H19V142H18ZM24 144V143H23ZM141 144V143H140ZM151 144H154V142L153 143H151ZM157 144V143H156ZM204 144V143H203ZM214 144H216V143H214ZM239 144V146H240V149H243L242 148V146L240 145V143H238ZM258 144H260V143H258ZM22 145V144H21ZM155 145V144H154ZM209 145H211V143H209L208 144V147H209ZM219 145V144H218ZM222 145V144H221ZM221 145H219V146H221ZM250 145H247V148L250 146ZM253 145H254V143H253ZM113 146H116V145H113ZM147 146H148V144H147ZM196 146V145H195ZM198 146V145H197ZM200 146V145H199ZM218 146V147H219ZM261 146V145H260ZM144 147H146V145L144 146ZM151 147H153V148H150L149 146H148V148H150V149H154L153 151H151V153L152 152H154V151H156V154H159V153H157L158 151L156 150V148H154V147H156V145L155 146H151ZM206 147V146H205ZM208 147H206V148H208ZM211 147H215L214 149H217L216 148V146L215 145H211ZM256 147H258V149H259V145H256ZM201 149H202V146L200 147ZM220 148H222V147H220ZM145 149H147V148H145ZM191 149V148H190ZM260 149H263V147L262 148H260ZM199 150V149H198ZM204 150V149H203ZM202 150V151H203ZM205 150H207V149H205ZM209 150V153H210V151H212V149H208ZM207 150V151H208ZM223 150V149H222ZM227 150V149H226ZM200 151V150H199ZM201 151V152H202ZM215 151H217V150H215ZM214 151V152H215ZM223 151H225V150H223ZM145 152H146V150H145ZM147 152H150V151H147ZM146 152V153H147ZM213 152V151H212ZM219 152H221V151H219ZM231 152V151H230ZM262 152H264V150L262 151ZM120 153H122V152H120ZM208 153V152H207ZM216 153V152H215ZM227 153H229V150H227ZM226 153V154H227ZM241 153V152H240ZM259 153H261V152H259ZM176 154H177V152H176ZM176 154H174V155H176ZM219 154H221V153H219ZM178 155V154H177ZM212 155V154H211ZM217 155V154H216ZM223 154H221V156H222ZM240 154H238V156H239ZM253 155L255 156V154L253 153ZM252 155V156H253ZM261 155V154H260ZM145 156V155H144ZM160 156V155H159ZM217 156H219V155H217ZM227 156V155H226ZM246 156V155H245ZM244 156V157H245ZM142 157V156H141ZM162 157H163V155H162ZM176 157V163H178V161H177V159L179 158L178 156H175ZM178 157V158H177ZM243 157V158H244ZM257 157H258V155H257ZM256 156L254 157V158H257ZM261 156H259V158H260ZM213 158V157H212ZM128 159V158H127ZM141 159V158H140ZM239 159H242V158H240L239 157ZM249 159V158H248ZM248 159H243V161L244 160H247L248 161ZM258 159V158H257ZM153 160H154V158H153ZM221 160H222V158H221ZM260 160V159H259ZM263 160V159H262ZM262 160H260V161H262ZM174 161V160H173ZM207 161H209V156H208V160ZM225 161H226V159H225ZM242 161V162H243ZM247 161L245 162V165H246V163H247ZM253 161V160H252ZM252 161H250V164H251V162ZM179 162H180V160H179ZM227 162H228V160H227ZM249 162V161H248ZM256 162H259L258 160L256 161ZM263 162V164H264V160L262 161ZM200 163V162H199ZM199 163H197L198 165H200ZM203 163H205V162H203ZM203 163H201V165L203 166H207L206 165V163L205 164H203ZM220 163V162H219ZM229 163V162H228ZM241 163V162H240ZM182 164L183 163H181V167L182 168H184V169H182V171L183 172H185L186 170V165L184 166V164H183V166H182ZM208 164V166H209V163H207ZM222 164V163H221ZM249 164V165H250ZM252 164H254L253 162H252ZM256 164H259V163H256ZM200 165V166H201ZM211 165V164H210ZM223 165H224V163H223ZM227 165V164H226ZM238 165H241V164H238ZM242 165H243V163H242ZM168 166H170V165H168ZM176 166L178 167L179 166V164H175L174 166H172L171 165V168L173 169V167H174V169L176 168ZM203 166V167H204ZM230 166H232V165H230ZM230 166H225L224 167V169L225 168H227V167H230ZM237 166V165H236ZM252 166H255V165H252ZM259 166V165H258ZM258 166H256L257 168H258ZM161 167V166H160ZM167 167V165L166 166H164L163 168H166ZM194 167V166H193ZM196 167L197 168H199L197 165H196ZM234 167V166H233ZM233 167H232V169L231 168H229V169H231V171L233 170V171H235L234 169H233ZM238 167V166H237ZM209 168V167H208ZM244 168H246L245 166H244ZM248 168V167H247ZM246 168V169H247ZM151 169H153V168H151ZM160 169V168H159ZM162 169V168H161ZM173 169V170H174ZM178 169V168H177ZM195 169V168H194ZM199 169H201L202 170V167H200ZM206 169H207V167H206ZM222 169V168H221ZM245 169V170H246ZM258 169H260V168H258ZM167 170H169L168 168H167ZM185 170V171H184ZM197 171H198V169H196ZM244 170V169H243ZM248 170H250V169H248ZM178 171V170H177ZM204 171V170H203ZM201 172V174H203L204 172ZM211 171H213V170H211ZM222 171V170H221ZM220 171V172H221ZM225 171H226V169H225ZM227 173L225 174V176L229 173V171L230 170H228L227 169ZM232 171V172H233ZM252 171V168H251V170H250V172ZM168 172V171H167ZM173 172V171H172ZM172 172H170V173H172ZM200 171H198L197 173H199ZM231 172V173H232ZM249 172V171H248ZM248 172H247V174H248ZM163 173V172H162ZM175 173V171L173 172V174ZM235 173H238V172H235ZM246 173V172H245ZM258 173H259V175H260V172H259V170H258ZM67 174V173H66ZM66 174H65V176H66ZM239 174V173H238ZM237 174V175H238ZM241 174V173H240ZM154 175V174H153ZM167 175H168V173H167ZM261 175H262V173H261ZM68 176V175H67ZM197 176H198V174H197ZM200 176V175H199ZM205 176H208V175H206V174H204V177H203V179L204 178H206ZM231 176V175H230ZM232 176H233V174H232ZM231 176V177H232ZM239 176H241L242 177V174L241 175H239ZM251 176V175H250ZM64 177V176H63ZM62 177V178H63ZM181 177H182V174H181ZM233 177H235V175L233 176ZM244 177V176H243ZM247 177V176H246ZM245 177V178H246ZM252 177V176H251ZM61 178V179H62ZM199 178V177H198ZM197 178V179H198ZM211 178V177H210ZM209 178V179H210ZM239 178V177H238ZM247 178H250L249 176L247 177ZM202 179V183L203 182H205V180L207 179H204L203 180ZM209 179H207L206 181H210V180H212V178L209 180ZM200 180V179H199ZM248 180V179H247ZM198 181V180H197ZM197 181H196V183H197ZM200 182V181H199ZM214 182H215V179H214ZM213 182V183H214ZM249 182V181H248ZM83 183V182H82ZM194 183V182H193ZM208 183V182H207ZM206 183V184H207ZM252 183V182H251ZM205 184V185H206ZM256 185V184H255ZM262 185V184H261ZM82 186V185H81ZM252 186H254V185H252ZM205 188V187H204ZM256 189V188H255ZM262 189H264V188H262ZM249 190H250V188H249ZM252 190V189H251ZM250 190V192H251V194L253 195V194H255V192L252 190L251 191ZM243 191H245V190H243ZM260 191V190H259ZM225 192V191H224ZM253 192V193H252ZM256 192H257V194L256 195H259V192L256 190ZM263 192H264V190H263ZM3 193V192H2ZM2 193H1V196L3 197V198H1L0 197V209H2V210H4V211H6V212H8V213H10L11 215H13V216H15V217H18V218H20V219H22V220H24V221H27V222H29V223H31V224H33V225H35V226H37V227H39L40 229H42V230H44V231H46V232H48V233H50L51 235H53V236H55V237H57V238H59V239H61L62 241H64V242H67V243H69V244H71V245H73V246H75V247H77V248H79V249H81V250H83V251H85V252H87V253H90V254H92V255H94L95 257H97V258H99L100 260H102V261H104L105 263H107V264H125V260H123L122 258H121V256L119 255V253H118V251H116L117 253H118V255H116V254H114V253H111L108 249H107V247L106 246H104V245H101V244H99L98 243V240H96V238L95 237H92V236H90V237H85V236H83L84 234L83 233H79L80 235H76V233H78V232H76V230H75V232H73V230L71 231L68 227V229L69 230H67V228L66 227H63V225H62V222L61 223H57L56 221H55V219H53V221H52V219L51 220H49L50 218H48V219H45L43 216H44V214H42L39 210V212H37V211H35V210H33V211H31V210H29V209H27V208H25L24 207V203H22L21 205L20 204H16L15 202H14V200L13 201H9V199L10 198H7V197H5V196H3L2 195ZM214 193H215V190H214ZM222 193H223V190H222ZM242 193V192H241ZM243 193H247L248 194V191H246V192H243ZM219 195L220 194V192H217L216 193V195ZM246 194V195H247ZM195 195V194H194ZM215 194H214V196H216ZM221 195H223V194H220V196ZM225 196V195H224ZM205 198V197H204ZM225 198V197H224ZM223 198V199H224ZM20 203V202H19ZM207 204V203H206ZM208 205V204H207ZM240 205V204H239ZM238 207V206H237ZM64 209V208H63ZM66 209H68L67 207H66ZM243 209H245L244 208V206H243ZM253 210H251L250 208H249V210L248 209H245V210H247V212L248 211H252V212H254V210H255V212L254 213H256V210L257 209H254V208H252ZM60 210V209H59ZM251 211L249 212V213H251ZM63 212V211H62ZM246 212V213H247ZM258 212V211H257ZM255 215V214H254ZM257 215H260V214H257ZM256 215V219L258 218V216ZM245 216H247V215H245ZM247 218H249V217H247ZM255 218V217H254ZM259 219H260V216H259ZM252 220V219H251ZM254 221V223H255V219H253ZM55 221V222H54ZM258 221H260V220H258ZM252 222V223H253ZM251 223V224H252ZM261 221H260V223H259V225H260V227L261 228H264V223H263V227L261 226ZM252 227V226H251ZM259 227V226H258ZM260 228V229H261ZM252 229H255V228H252ZM259 229V230H260ZM262 230V229H261ZM258 231V230H257ZM263 231H264V229H263ZM262 233V232H261ZM264 233V232H263ZM83 234V235H82ZM264 236V235H263ZM74 237H76V238H74ZM253 237V236H252ZM142 238V241H143V239H145V237L143 236V237H141ZM153 238V240H152V242H155V243H149L151 240H150V238L148 237L146 240H147V242L148 243H142V244H137L136 245V247L133 249V251H132V256H131V258H130V262H128V264H140L139 263V261H142V260H148V259H150L151 261L153 260L154 262L155 261H158L157 259H159L158 257H156L155 256V254L151 251V248H153V247H156V248H158L159 247V251H161V247H160V243H159V241L158 240H156V238L155 237H152ZM137 242V241H136ZM78 243H80V244H78ZM140 248V249H139ZM155 248V249H156ZM108 250V251H107ZM118 250V249H117ZM120 251H121V249H120ZM139 251V252H138ZM159 251L157 252V255L160 257L162 254H160L159 253ZM168 251V250H167ZM111 253V256H109V255H107V253ZM115 252V253H116ZM122 252V251H121ZM164 252V251H163ZM161 253H162V251H161ZM165 253V252H164ZM166 254V253H165ZM165 254H163L164 255V257L165 256H168V255H170V254H168V255H165ZM171 254H172V252H171ZM162 255V256H163ZM171 257H172V255H170ZM246 256V255H245ZM164 257H162V258H164ZM167 258L168 259V264H183V261H178L179 263H175L173 260H174V258L172 257V258ZM125 258V257H124ZM144 260V261H145ZM176 260V259H175ZM221 260V259H220ZM143 262V261H142ZM177 262V261H176ZM146 263V262H145ZM155 264V263H154ZM224 264V263H223Z\"/></svg>",
  "mask_w": 264,
  "mask_h": 264
},
{
  "label": "water",
  "instance_id": "obj_3",
  "mask_svg": "<svg viewBox=\"0 0 264 264\" xmlns=\"http://www.w3.org/2000/svg\"><path fill=\"white\" fill-rule=\"evenodd\" d=\"M0 264H107L0 209Z\"/></svg>",
  "mask_w": 264,
  "mask_h": 264
}]
</instances>
